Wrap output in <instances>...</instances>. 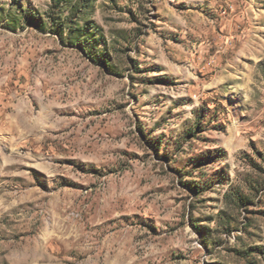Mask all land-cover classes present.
<instances>
[{
    "label": "rangeland",
    "instance_id": "374dc122",
    "mask_svg": "<svg viewBox=\"0 0 264 264\" xmlns=\"http://www.w3.org/2000/svg\"><path fill=\"white\" fill-rule=\"evenodd\" d=\"M0 264H264V0H0Z\"/></svg>",
    "mask_w": 264,
    "mask_h": 264
}]
</instances>
